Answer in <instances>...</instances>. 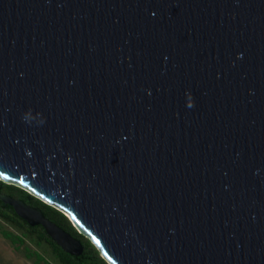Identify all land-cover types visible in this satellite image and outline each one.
<instances>
[{
	"label": "water",
	"instance_id": "obj_1",
	"mask_svg": "<svg viewBox=\"0 0 264 264\" xmlns=\"http://www.w3.org/2000/svg\"><path fill=\"white\" fill-rule=\"evenodd\" d=\"M0 183L106 264H264V0H0Z\"/></svg>",
	"mask_w": 264,
	"mask_h": 264
},
{
	"label": "trees",
	"instance_id": "obj_2",
	"mask_svg": "<svg viewBox=\"0 0 264 264\" xmlns=\"http://www.w3.org/2000/svg\"><path fill=\"white\" fill-rule=\"evenodd\" d=\"M0 193L7 195L11 198H16L22 201L24 204L35 207L40 210L44 218L55 224L58 228L66 232L69 236L79 241L82 251L79 256H71L55 245L42 231L39 226L29 227L22 220L15 216L9 207H3L0 203V218L4 222L12 225L14 228L20 230L25 234L24 236L30 240H33L36 244L45 242L50 249L56 264H106L98 255L94 247L82 236L77 234L73 229L67 218L59 211L45 205L38 199L33 198L25 191L11 186L0 183ZM10 236H14L13 233L6 231ZM23 242V241H20ZM38 262L40 256H37Z\"/></svg>",
	"mask_w": 264,
	"mask_h": 264
},
{
	"label": "rangeland",
	"instance_id": "obj_3",
	"mask_svg": "<svg viewBox=\"0 0 264 264\" xmlns=\"http://www.w3.org/2000/svg\"><path fill=\"white\" fill-rule=\"evenodd\" d=\"M24 235L0 218V264H56L45 242L36 244ZM37 256L41 257L39 262Z\"/></svg>",
	"mask_w": 264,
	"mask_h": 264
},
{
	"label": "clouds",
	"instance_id": "obj_4",
	"mask_svg": "<svg viewBox=\"0 0 264 264\" xmlns=\"http://www.w3.org/2000/svg\"><path fill=\"white\" fill-rule=\"evenodd\" d=\"M186 95L188 96V101H190V102L187 103V107L192 108L194 105H193V103L191 101V96H190V94H186Z\"/></svg>",
	"mask_w": 264,
	"mask_h": 264
},
{
	"label": "snow or ice",
	"instance_id": "obj_5",
	"mask_svg": "<svg viewBox=\"0 0 264 264\" xmlns=\"http://www.w3.org/2000/svg\"><path fill=\"white\" fill-rule=\"evenodd\" d=\"M93 239H95V237H93ZM97 243H99V241H96Z\"/></svg>",
	"mask_w": 264,
	"mask_h": 264
}]
</instances>
